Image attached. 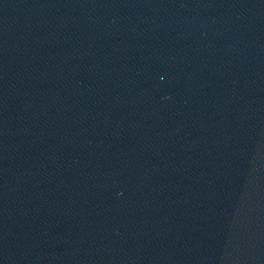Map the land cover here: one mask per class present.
Wrapping results in <instances>:
<instances>
[{"label": "water", "instance_id": "obj_1", "mask_svg": "<svg viewBox=\"0 0 264 264\" xmlns=\"http://www.w3.org/2000/svg\"><path fill=\"white\" fill-rule=\"evenodd\" d=\"M0 264H264V0H0Z\"/></svg>", "mask_w": 264, "mask_h": 264}]
</instances>
